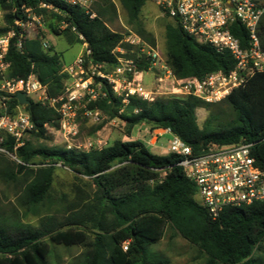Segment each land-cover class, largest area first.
Returning <instances> with one entry per match:
<instances>
[{"label": "trees", "instance_id": "1", "mask_svg": "<svg viewBox=\"0 0 264 264\" xmlns=\"http://www.w3.org/2000/svg\"><path fill=\"white\" fill-rule=\"evenodd\" d=\"M23 1L31 6L40 2L49 5L50 10L36 9V13L51 12L59 23L67 24L66 34L71 43L81 42L78 38L81 35L94 64L116 66L119 56H135L124 43L125 34L108 26L110 15H116L112 0H99L92 9L94 17L61 0ZM147 1L119 0L136 34L157 47L155 36L139 22ZM16 3L20 4V0ZM0 7L11 9L12 4L0 0ZM15 17L8 14L7 23L12 24ZM167 17L170 16L167 14ZM172 19L173 24L166 26L167 63L177 78L204 79L214 72L228 75L235 69L236 60L231 53L218 52L210 45L198 43L183 31L176 18ZM50 30L61 34L58 27L50 25ZM231 30L242 46L247 47L245 28L235 23ZM6 31L1 29L0 34ZM259 36L264 51V16ZM42 37L24 39L22 49L12 43L7 56V77L27 78L35 74L46 86L47 96L54 99L63 93L67 75L62 71L66 63L53 48L49 51L43 48ZM117 48L124 49L126 54H117ZM149 67L150 63L145 60L139 65L144 71ZM103 90L106 96L87 102L85 110L100 111L107 120L122 121L128 138L136 128L146 125L152 132L170 129L196 155L209 144H253L252 155L264 170V72L255 73L244 86L220 102L234 115L227 124L220 122L226 112L221 108L213 110L219 104L194 96L163 97L152 103L133 96L124 103L109 87ZM30 101L27 111L34 125L32 135L44 138L48 131L46 126L60 127V116L55 108L44 102ZM11 104L16 106L18 101L14 99ZM198 109L210 113L204 127L198 123ZM4 146L16 154L20 163L15 162L16 171L5 172L3 177L21 185L18 201L26 211L36 213L49 198L58 164L90 179L95 192L92 203L81 200L72 206L76 212L65 223L47 217L38 227L15 218L17 211L15 217L8 219L0 213V264H50L51 244L81 247V264H169L149 252V248L163 238L167 223L207 255V264H264V255H255L264 240V201L227 207L218 220H212L196 198L197 183L188 178L179 165L182 160L179 155H157L144 142L131 139L89 152L35 147L30 140L16 152L11 141ZM79 208L83 210L79 212ZM88 223L94 230L93 236L85 231ZM125 242H129L126 252L122 248Z\"/></svg>", "mask_w": 264, "mask_h": 264}, {"label": "built area", "instance_id": "2", "mask_svg": "<svg viewBox=\"0 0 264 264\" xmlns=\"http://www.w3.org/2000/svg\"><path fill=\"white\" fill-rule=\"evenodd\" d=\"M5 1L12 4V8L0 7V30L7 29L0 34V153L17 163L20 160L16 154L9 152L4 144L11 141L16 152L25 145L27 136L34 130L27 106L19 102L16 106L11 104L18 93H25L28 99L30 95H40L39 102L57 110L60 116L59 132L67 143V149L89 152L102 150L107 144L101 139L89 141L86 145L74 142L78 135L79 107L82 103L105 97V86L116 97L122 98L124 103H128L133 96L151 103L170 96H194L207 103H218L235 89L244 86L255 73L264 72V51L259 36L264 0H151L171 18H176L183 31L198 43L210 45L218 52L231 53L236 60L235 69L228 75L214 72L204 79H179L158 48L131 31L125 34L124 43L131 47L134 57L119 56L116 66L94 64L90 59L91 51L80 35L83 49L72 63L65 64L62 71L67 75L63 93L58 98L50 99L46 86L35 74L27 78L9 79L7 56L13 42L18 49H22L24 39L35 30L37 23L40 24L43 16L36 13V9L51 7L42 2L31 6L23 0H20V4L16 3L17 0ZM61 1L95 16L92 7L96 0ZM8 14L16 15L12 24L6 21ZM235 23L241 24L247 31V47H243L232 33L231 28ZM43 48L48 50L50 46L44 42ZM116 53L124 55L126 51L117 48ZM143 60L150 63L147 71L139 69ZM149 72L153 78L147 84L145 74ZM83 112L97 125L105 119L100 111L84 108ZM46 128L50 129L49 126ZM157 130L152 134L153 144H157L162 133L171 136L166 151L182 157L179 165L184 168L187 177L197 183L196 198L207 209L212 220H218L227 207L250 206L264 201V170L256 164L252 155L253 144H209L201 154L196 155L170 129ZM128 246V242L123 244L125 252Z\"/></svg>", "mask_w": 264, "mask_h": 264}, {"label": "rangeland", "instance_id": "3", "mask_svg": "<svg viewBox=\"0 0 264 264\" xmlns=\"http://www.w3.org/2000/svg\"><path fill=\"white\" fill-rule=\"evenodd\" d=\"M99 2V0H96L92 7L93 10ZM112 2L116 6V15L113 24H108L110 29L124 34H127L129 31L136 33L135 26L129 25L127 13L122 8L119 0H112ZM40 14H42L43 18L40 24L37 23L35 30L29 33L28 38L33 39L38 35H42V43H48L50 49L53 48V52L59 54L63 63H72L83 49L82 42L76 41L71 43L68 39V34H66L67 26L63 25L62 22L59 23L51 12ZM109 19H111V15ZM139 22L143 28L155 36L158 51L167 62L166 26L173 24L174 20L171 17H167V14L153 1L148 0L142 8ZM50 25L58 27L61 34H54L50 30ZM50 49H48V51ZM152 78L151 72L145 74L147 84L152 82ZM39 98L40 95L36 94L29 96V99L34 101H39ZM216 104L219 105L217 108H213L214 111L221 108L226 112L220 122L223 124L231 122L234 119V115L230 108L226 104H221L220 102ZM85 106L86 104L82 103L79 107L78 135L74 139V142L78 144L86 145L89 141L101 139L106 142L107 146H111L116 141L131 139L144 142L151 137L152 131L149 127L141 125L134 130L131 138H128L126 127L122 121L118 119L107 120L106 117L104 119L105 121L102 122L103 125L101 129L95 131V128L99 125L91 121V119L84 114L83 110ZM205 113L207 114V118L204 121H202L201 115L198 117L200 127H204L209 118L210 113L207 110H205ZM27 140H30L35 147L67 148V143L60 134L59 128L48 129L46 137L44 138H37L29 134ZM169 141L170 137L164 136L160 139L155 149L149 148V150L154 154L164 155L165 151H162L159 147H168ZM10 171H16L15 161L9 156L0 153V213L3 214L6 219L15 217V211H17L18 217L15 218H18L24 223H31L34 226L39 227L41 221L47 217H54L56 221L65 223L67 219L76 212V208L72 207L76 202H80L81 200L86 203L93 202L95 187L92 185L91 180L77 175L69 168L58 164L55 166L54 182L49 198L43 206H40L36 213L28 212L19 205L18 198L22 189L21 185L12 181H6L3 177L5 172ZM81 208H79V212L83 210ZM85 231L89 232L90 236H93L92 232H94V230L91 224L88 223ZM51 246L53 252L48 258L50 264H81L80 255L83 252L81 247H64L53 244H51ZM149 252L156 258L167 260L169 264H207L208 260L207 255L202 252L198 246L176 233L169 223L166 224L163 238L157 244L151 246ZM260 254L264 255V240L255 250V255L258 256Z\"/></svg>", "mask_w": 264, "mask_h": 264}, {"label": "crops", "instance_id": "4", "mask_svg": "<svg viewBox=\"0 0 264 264\" xmlns=\"http://www.w3.org/2000/svg\"><path fill=\"white\" fill-rule=\"evenodd\" d=\"M115 20V16H112L111 19H109L108 21V24H113ZM110 28V27H109ZM204 113V114H203ZM199 115L202 116V121H204L206 118H207V114L205 113V110L204 109H198L197 110V117H199ZM198 123H199V120H198ZM158 130H155L153 132H151V137L147 140V141H144V143L149 147V148H152V149H155L158 145V142L160 141L161 138H163L164 136H169L170 139H171V136L169 134H160V136L158 137V142L157 144H153L154 140L152 138V134L153 133H156ZM162 130H160L159 132L161 133ZM162 151H165V154H168V152L166 151L167 150V146H160L159 147Z\"/></svg>", "mask_w": 264, "mask_h": 264}, {"label": "water", "instance_id": "5", "mask_svg": "<svg viewBox=\"0 0 264 264\" xmlns=\"http://www.w3.org/2000/svg\"><path fill=\"white\" fill-rule=\"evenodd\" d=\"M16 99L18 100L19 104L30 106L31 101L28 99L27 95L25 93H18L16 95Z\"/></svg>", "mask_w": 264, "mask_h": 264}]
</instances>
